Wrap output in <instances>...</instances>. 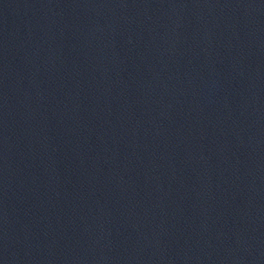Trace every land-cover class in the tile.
<instances>
[{
    "label": "water",
    "instance_id": "water-1",
    "mask_svg": "<svg viewBox=\"0 0 264 264\" xmlns=\"http://www.w3.org/2000/svg\"><path fill=\"white\" fill-rule=\"evenodd\" d=\"M0 264H264V0H0Z\"/></svg>",
    "mask_w": 264,
    "mask_h": 264
}]
</instances>
